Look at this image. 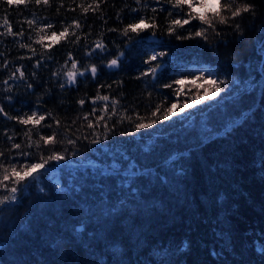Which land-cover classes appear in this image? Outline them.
Returning a JSON list of instances; mask_svg holds the SVG:
<instances>
[{"label":"trees","instance_id":"trees-1","mask_svg":"<svg viewBox=\"0 0 264 264\" xmlns=\"http://www.w3.org/2000/svg\"><path fill=\"white\" fill-rule=\"evenodd\" d=\"M245 2L253 5L252 12L217 24L219 36L209 30L207 40H177L195 29L185 26L169 35L165 18L172 9L163 0H147L146 6L144 0H50L47 5L0 0V108L9 116L51 112L42 125L53 124L25 126L0 114V161L19 167L52 151L65 156L49 161L37 179L28 178L17 202L0 205V264H264V0ZM138 15L149 23L155 19V36L152 29L120 34ZM5 17L12 31L23 35H8ZM28 20L35 23L30 26ZM64 28L69 34L54 43ZM153 52L165 55L144 63ZM69 53L76 71L95 65L96 77L85 72L68 83L63 73L72 70L65 62ZM113 59L118 60L115 70L108 68ZM157 64L155 76L140 75ZM201 75L197 82L224 80L228 88L250 83L204 110L202 117L216 133L197 139L184 129L149 133L136 128L159 120L166 101L188 103L199 91L188 83L186 94L179 95L164 85ZM98 88L100 95L118 101L115 112L111 99L93 103ZM29 129L33 141L39 140L37 130L45 136L55 131L62 143L29 148L24 136Z\"/></svg>","mask_w":264,"mask_h":264},{"label":"snow or ice","instance_id":"snow-or-ice-1","mask_svg":"<svg viewBox=\"0 0 264 264\" xmlns=\"http://www.w3.org/2000/svg\"><path fill=\"white\" fill-rule=\"evenodd\" d=\"M9 5L12 4H27L29 0H7ZM34 2L39 5L41 2H43L45 5L49 4L50 0H34ZM159 3L160 0H157ZM163 2L170 5L172 11L168 12V17H166L167 22V28L166 31L169 35H173L176 33L177 29H183L185 26H190V28H194V31L189 30V33L187 36L177 35V40L182 39H190L193 37H199L202 39L207 40L208 31L211 30L214 32L217 36L220 35V33L217 31V24L219 25H227L230 21L234 20L237 17H241L244 13H250L253 10V5L250 3L245 2V0H215V3H212V0H163ZM93 3H95V0H93ZM137 4H141L142 0H136ZM145 6L147 5V0H144ZM92 6L89 5L88 7H84L83 11L88 12ZM187 9V11H185ZM94 10V9H93ZM131 11L137 12V9H132ZM153 12L156 11V9L152 10ZM174 17V18H172ZM193 21H197L199 23V27H197L195 24H193ZM27 23L31 26L35 23L34 20H28ZM73 23H76L75 21ZM4 26L7 28V34L8 35H23V32L20 33H14L12 31L11 25L9 24L7 18L5 17L3 20ZM81 25L79 23H76V27H80ZM47 27L49 29L52 28L51 24H48ZM159 25L156 23L155 19L153 18L151 20V23L146 22L145 17L143 16H137L135 22L127 24L122 32L121 35L125 37H129L130 33H134L136 35H139L142 32H145L149 29L153 30V36H155V29L158 28ZM241 25L239 23L235 24V30L239 31ZM109 31H116V29H109ZM69 34V29L64 28L60 34L59 37L54 41V43H59L60 38H65ZM0 35H4V33H0ZM53 37H56V33L53 32ZM79 41V37L76 38V41H73V43H76ZM37 43H42V39L36 41ZM21 48L24 47H30V45L26 44H20ZM48 48H51L52 45H48ZM96 47L99 49L104 48L103 42H97ZM35 54V53H33ZM164 52H153L152 55L148 57V60H145L144 63L148 64L150 61L157 60V57L164 56ZM51 59V57H48ZM30 59V58H29ZM66 63L71 62V69L70 71H65L63 73L64 76L67 77V82L70 84H75L77 82L78 76H84L85 72H91L93 78L96 77L97 74V67L95 65H91L89 68L85 69V72H78L76 69L78 68L77 61L71 57V53L68 54V59L65 61ZM118 64L117 59H113L108 62L109 67H116ZM35 66H39V61H37V64ZM161 67V65L157 64L155 67H149L147 72H142L140 75H148L151 73L153 76L156 75L157 69ZM15 72L20 73V79L25 78L24 72H22L19 68L15 70ZM15 72L12 74V77L15 76ZM53 76L61 75L60 73H52ZM203 75V74H202ZM201 75V78H202ZM212 74L209 72V76ZM10 77V78H12ZM183 79H178L173 81V84L176 85H183L184 84ZM195 83V80L192 81ZM5 84H7V81H4ZM118 83V82H117ZM226 81L224 80H208V84L212 86L211 92H209L208 89H205L204 94L197 95L195 97V104H200L204 100L207 99H213L215 95L219 94L223 89L219 85L225 84ZM172 84H166L163 87L166 88H172ZM60 87H64V83L60 82ZM100 87H105V85H100ZM107 87H111V85H107ZM199 87V86H198ZM27 88L31 89L33 88V84L29 83L27 84ZM8 91H11L9 88ZM174 94H180V89H173ZM8 99H11V97H8ZM39 99V98H38ZM93 99V103L96 101H109L111 99V108L112 111H116V105L118 101L115 98H110L108 95H100L99 94V88L97 89V95ZM77 103L81 106L84 105L85 100L80 99L77 101ZM107 105H105L103 108L100 109L101 112H106ZM176 105L172 104L171 107L167 108L164 112L163 119L167 120L170 118L174 113L173 110L175 109ZM194 107L193 103H187L185 105V108H192ZM96 109H93V112H95ZM155 111H160V106L158 105ZM155 111L152 113V115H155ZM181 111H184V108H181ZM0 114L6 116L9 120H16L19 124L22 125H29L32 124L34 126L42 125V122L45 121L47 118L52 116L51 112L41 113L37 110H32L31 114L25 113L24 115H16V116H9L8 113L4 111L3 108H0ZM88 115L85 114L84 119L88 120ZM53 123L55 125H59L60 121L58 119H53ZM157 123L156 120H151L149 123L140 122L136 124L137 129H143V128H150L153 124ZM43 127L52 128L53 124H45L42 125ZM88 126L91 128L93 127L92 122L88 121ZM32 129H29L28 131L24 132V136L27 138V147L32 148L33 145L39 149L41 148V142L43 146L46 148L49 145H55L57 143H62L61 140L57 139V133L53 131L51 135H39V131L37 130L36 134L39 136V140L33 141L32 140ZM15 133L13 134V136ZM13 136H8L7 139L9 141L13 140ZM105 138H107L105 136ZM68 143H74L72 140H69ZM92 143H98L97 140H93ZM11 147L17 150H20L22 148V145L19 143H12ZM18 155L23 157H32L33 153L27 152V151H20L18 152ZM4 156V152L0 151V157ZM65 156L60 154L59 152L52 151L50 155L47 157L41 155L39 157V162H33L29 163L27 165L20 164L19 167H17V164L10 163L7 166L3 163V161H0V170H2V177H0V189H4L7 194L0 195V205H11L14 202H17V193L26 191L27 185L25 184V181L29 177H34V174L38 173L39 170L43 169L45 165L49 163V161L55 160V161H61L64 160ZM57 187H60L57 185ZM43 191V189H41Z\"/></svg>","mask_w":264,"mask_h":264},{"label":"rangeland","instance_id":"rangeland-1","mask_svg":"<svg viewBox=\"0 0 264 264\" xmlns=\"http://www.w3.org/2000/svg\"><path fill=\"white\" fill-rule=\"evenodd\" d=\"M212 3H215V0H212ZM200 76H196L194 78H191L190 81L191 82H187L186 79H183L185 82L183 85H176L173 84L172 86V91L173 89H180V94L184 93L186 94V91H182L184 88H186V84L190 83L196 87H198V92L196 94V96L199 95H203L205 89H208L209 92H211L212 86L208 84V82H197L200 81ZM189 80V79H188ZM195 80V83H193L192 81ZM221 87V89H223L219 94L215 95V97L213 99H207L204 100L202 103L200 104H195V97L189 101L188 103H193L194 107L192 108H185V105L187 103L181 102V101H176L175 99L166 101L164 103V107L165 110L169 107H171L172 104H175L176 107L173 110L174 113H178V114H173L170 116L169 119L165 120L163 119L164 116V112L163 115H161V118L159 120H156L157 123L153 124L149 130L150 132L153 133H164V132H170V130L173 129H184V131H187L188 133L193 131L192 134H194V138L197 139H205L207 137H209L210 135L216 133V128L215 126L212 125V123L210 121L207 120V118L202 117V114L204 112V110L206 108L209 107L210 104H216L218 102L221 101H225V100H229L231 98V96L233 95H237L240 91H244L245 89H247L250 86L249 82H244V83H240V84H236L231 86L230 88H228V85L226 84H221L219 85ZM179 94V95H180ZM181 108H184V111H181ZM233 120V119H231ZM228 122L223 123V126L227 127L230 124L227 125ZM193 138V139H194ZM86 163L90 164V165H96L97 163L94 161H86ZM114 167H117V165L115 163L112 164ZM42 170V169H41ZM39 170V172L41 171ZM38 172V173H39ZM38 173L34 174V177H29V179L32 178H36L38 177ZM51 177L54 180V182L56 183V185H59L60 182L58 180V177L56 176L55 171H52L51 173ZM4 220V216H0V224L3 222Z\"/></svg>","mask_w":264,"mask_h":264},{"label":"water","instance_id":"water-1","mask_svg":"<svg viewBox=\"0 0 264 264\" xmlns=\"http://www.w3.org/2000/svg\"><path fill=\"white\" fill-rule=\"evenodd\" d=\"M109 67V66H108ZM117 67H118V64H117V66L116 67H109L110 69H117ZM77 229H82V225H79L78 227H77Z\"/></svg>","mask_w":264,"mask_h":264}]
</instances>
